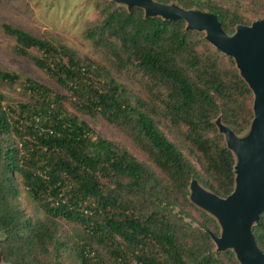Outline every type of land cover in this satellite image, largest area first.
Wrapping results in <instances>:
<instances>
[{
    "label": "trees",
    "instance_id": "obj_1",
    "mask_svg": "<svg viewBox=\"0 0 264 264\" xmlns=\"http://www.w3.org/2000/svg\"><path fill=\"white\" fill-rule=\"evenodd\" d=\"M87 1L91 57L1 25L15 54L62 91L0 69L10 90L0 91L3 263L238 264L231 251L213 253L209 231L218 236L219 227L188 200L193 179L222 198L234 187V157L213 124L221 116L241 135L253 119L233 59L182 20ZM155 1L214 14L227 34L264 19L239 1ZM80 115L101 118L120 140L102 138ZM253 232L264 253V213Z\"/></svg>",
    "mask_w": 264,
    "mask_h": 264
},
{
    "label": "water",
    "instance_id": "obj_2",
    "mask_svg": "<svg viewBox=\"0 0 264 264\" xmlns=\"http://www.w3.org/2000/svg\"><path fill=\"white\" fill-rule=\"evenodd\" d=\"M110 1L129 13L141 9L144 19L182 20L186 31L202 33L210 45L233 59L253 95V119L241 135L225 126L221 116L213 124L234 157V187L222 198L193 179L188 200L211 216L219 227L218 236L209 231L215 255L231 251L238 264H264V253L253 232L259 215L264 213V19L248 26L237 25L232 34H227L214 14L197 8L185 9L175 2L164 4L155 0ZM0 264H4L1 249Z\"/></svg>",
    "mask_w": 264,
    "mask_h": 264
},
{
    "label": "rangeland",
    "instance_id": "obj_3",
    "mask_svg": "<svg viewBox=\"0 0 264 264\" xmlns=\"http://www.w3.org/2000/svg\"><path fill=\"white\" fill-rule=\"evenodd\" d=\"M217 1L221 4L239 1L245 4L251 13L264 12V0ZM93 18L94 11L87 0H0V69L32 77L56 92H62L29 60L15 54L14 40L3 33L1 25L10 24L37 38L49 37L56 43L67 45L80 54L91 57L93 52L82 39V29L85 22ZM32 54L37 53L33 51ZM0 91L10 92L1 83ZM80 118L102 138L111 141L120 140L118 135L101 118L91 119L84 115H80ZM22 199L23 206L32 212L35 204L28 199L26 194H23ZM193 215L197 217L196 213ZM192 221L197 226V221L193 219Z\"/></svg>",
    "mask_w": 264,
    "mask_h": 264
}]
</instances>
